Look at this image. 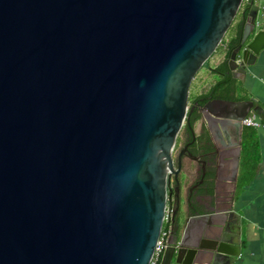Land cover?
Segmentation results:
<instances>
[{"label": "water", "instance_id": "water-1", "mask_svg": "<svg viewBox=\"0 0 264 264\" xmlns=\"http://www.w3.org/2000/svg\"><path fill=\"white\" fill-rule=\"evenodd\" d=\"M243 1L0 0V264H150L165 223L160 264L237 255L216 193L210 211L184 205L173 151L192 81ZM258 11L229 60L234 78L264 48ZM251 111L253 100L212 99L197 121L227 138ZM212 152L215 183L228 161L235 182L240 148L234 160Z\"/></svg>", "mask_w": 264, "mask_h": 264}, {"label": "crops", "instance_id": "crops-1", "mask_svg": "<svg viewBox=\"0 0 264 264\" xmlns=\"http://www.w3.org/2000/svg\"><path fill=\"white\" fill-rule=\"evenodd\" d=\"M254 5L258 6V2L255 1ZM223 59L224 52L220 51L218 55L214 56V66L212 67L218 65ZM238 60L241 61V58L239 57ZM235 79L241 88L239 94L246 96L248 100H253L255 106L261 108V113L264 112V48L260 50L254 63L246 67V74H241L239 78ZM244 130L245 126L243 125L242 128L228 126V137L217 138V143H222L229 147L228 154L226 155L229 158L228 160H234L237 148H240L241 154V143ZM255 130L259 148V162L252 180L245 185L237 186L239 174L238 165L236 181H230L229 178L232 176L233 164L228 161V163L223 164L224 166L217 177L216 192H214V187L216 185L213 183L210 193H203L206 199H210V194L216 193L218 196L217 207L219 210L225 211L223 215L226 224L233 229V237L230 240V245L234 247L230 246V248L232 252L237 253V255H223L218 264H264V128H256ZM194 131L196 134L205 132L206 136L213 142V136L206 123L202 121L195 122ZM197 176V171L195 169H191L187 175H182L184 191ZM223 200H227V202ZM203 203L206 205V208L202 205ZM205 203L206 201L204 200L199 204V206L202 207L201 210H204V212L210 211V204L208 205ZM212 204L214 205V203ZM215 215L217 214H214L212 219L208 222L199 220L191 224L189 230L190 241H199V231L202 225H206V227L210 226V228L214 229V227L219 224L220 215H217V217ZM184 228L183 226L182 232Z\"/></svg>", "mask_w": 264, "mask_h": 264}, {"label": "trees", "instance_id": "trees-1", "mask_svg": "<svg viewBox=\"0 0 264 264\" xmlns=\"http://www.w3.org/2000/svg\"><path fill=\"white\" fill-rule=\"evenodd\" d=\"M245 1V0H244ZM256 0H246L236 19L230 26L220 45L217 47L215 55L217 52H224V59L215 67L209 66L210 59L203 65V67H208L209 71L216 76L214 82L208 87V89L199 93L195 96L189 95L190 109L195 106V103L200 102L201 99H204V102H207L212 99H222L229 101H247V97L240 95L239 87L237 80L232 76L229 69V60L233 51L241 45L244 25L246 18L249 15L251 7L253 6ZM243 9V10H242ZM242 10V11H241ZM212 55V57H213ZM197 76V75H196ZM195 76V78H196ZM192 85V84H191ZM256 115L260 118L261 122L264 123V112ZM200 118V113L194 107L192 112H188V116L184 125V129H193V126L197 119ZM256 128L245 126V130L242 136L241 143V154H240V164H239V174L237 186L245 185L252 180L255 175L258 162H259V148L258 141L256 138ZM164 231L169 230V225L164 224Z\"/></svg>", "mask_w": 264, "mask_h": 264}, {"label": "flooded vegetation", "instance_id": "flooded-vegetation-1", "mask_svg": "<svg viewBox=\"0 0 264 264\" xmlns=\"http://www.w3.org/2000/svg\"><path fill=\"white\" fill-rule=\"evenodd\" d=\"M204 99H201L200 102H203ZM200 102L195 103V108L200 113V108L206 103L200 104ZM201 114V113H200ZM206 136L205 132L196 134L193 129H185L184 137L178 142L177 149L174 152L175 164L181 166V170L186 172V175L190 172L191 169L197 171V178L190 184V186L184 191V181L182 180L181 186V198L184 205H187L191 209H202L199 204L203 201L201 198L203 193H210L211 186L215 184L214 170L219 166V158L215 157L213 154V149L215 147L219 148V152L222 155L228 154V148L222 144L217 143V139ZM214 147V148H213ZM204 160L203 164L200 160ZM217 180V178H216ZM171 184L174 185V177L171 178ZM208 197V196H206ZM206 203L209 201V198H205ZM209 205V204H208ZM210 206V205H209Z\"/></svg>", "mask_w": 264, "mask_h": 264}, {"label": "built area", "instance_id": "built-area-1", "mask_svg": "<svg viewBox=\"0 0 264 264\" xmlns=\"http://www.w3.org/2000/svg\"><path fill=\"white\" fill-rule=\"evenodd\" d=\"M245 1H243V3ZM256 1L258 2L259 11H258V15L256 18L255 25H256L257 29H261V27L264 23V0H256ZM260 17H261L262 21L259 20ZM237 62L239 63L240 60L237 59ZM242 125L243 126H250V127H254V128H264V123L261 122L260 118L253 111H251L242 120ZM171 214H172V209L169 207V205H167L166 214H165V222L170 219ZM168 237H169V230L168 231L162 230L161 236H160V238L156 244V247H155L154 256H153L150 264H160L161 256L167 247Z\"/></svg>", "mask_w": 264, "mask_h": 264}, {"label": "rangeland", "instance_id": "rangeland-1", "mask_svg": "<svg viewBox=\"0 0 264 264\" xmlns=\"http://www.w3.org/2000/svg\"><path fill=\"white\" fill-rule=\"evenodd\" d=\"M259 20L262 21L261 17L259 18ZM218 53L219 52H217L215 55H213V57H211V59L209 61L210 67L214 66V62H213L214 56L218 55ZM215 78H216V76L212 75V73L209 71V68L204 67L203 70L192 81V85L190 87L189 95H191L193 97L199 93L205 92L208 89V87L214 82ZM189 107H190V101H189ZM193 129H194V126H193ZM184 130L185 129L183 127V129L181 130V132L177 138L176 146H175L174 151H173V158H174V152L177 149L178 142L180 140H182L184 137Z\"/></svg>", "mask_w": 264, "mask_h": 264}]
</instances>
